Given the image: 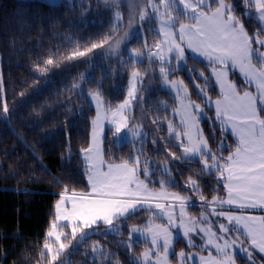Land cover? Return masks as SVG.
<instances>
[{"label": "trees", "instance_id": "trees-1", "mask_svg": "<svg viewBox=\"0 0 264 264\" xmlns=\"http://www.w3.org/2000/svg\"><path fill=\"white\" fill-rule=\"evenodd\" d=\"M227 1L259 52L262 45L255 39L263 38L264 31L254 8L246 10L242 0ZM115 9L122 11L115 14ZM129 13L126 7L103 5L101 0H0V264H49L44 243L50 242L47 232L55 221L58 194L65 189L84 194L89 189L81 158L94 115L89 93L99 94L105 107L114 106L125 95L133 66L142 75L132 118L145 137L138 147L129 142L116 145L106 130L105 161L137 164V154L139 169H153L151 187L159 188L164 181L166 189L187 195L196 192L186 187L193 178L200 189L196 194L211 201L222 196L218 172H205L198 159L183 158L167 129L175 100L161 87V64L149 56L160 39L155 16L141 22L139 17L129 18ZM93 44L102 46L92 48ZM144 45V59L132 62L128 47L141 51ZM79 52L85 55H76ZM188 61L206 70L203 61L190 55ZM173 76H182L191 96L201 100L185 70L172 71ZM231 78L239 89L249 87L237 74ZM211 91L212 96L219 95L214 86ZM205 108L209 115L201 121L203 132L211 149L225 157L237 142L221 131L214 109ZM148 210L114 219L113 230L101 223L85 229L83 236L78 232L75 239L69 225H59L66 247L53 264H139L136 258L147 244L130 241L129 225L144 224ZM251 251L264 261L260 252ZM243 260L240 264H245Z\"/></svg>", "mask_w": 264, "mask_h": 264}, {"label": "snow or ice", "instance_id": "snow-or-ice-1", "mask_svg": "<svg viewBox=\"0 0 264 264\" xmlns=\"http://www.w3.org/2000/svg\"><path fill=\"white\" fill-rule=\"evenodd\" d=\"M163 2V0H162ZM183 5L185 12L188 10L192 13L194 23H181L178 28L180 43L175 40L176 32L172 30L170 24L165 23L161 27V34L165 37L162 44L166 46L169 54L174 57H165L163 51L152 53L149 56H155L161 63L159 72L167 83L168 72L163 66L169 59L174 58L176 61L185 59L186 48L192 53H198L202 57H206L209 64L212 65L211 75L215 78V83L219 86L223 99L215 100L216 120L222 123L221 131H227L230 127L231 133L237 137L238 142L233 151H230L227 157L217 156L209 151L207 141L202 138V132L197 127V114L203 112L200 104L190 103L187 107L195 110V113L189 111L182 123L186 127L183 136L187 138V145L182 143V152L184 156H199L204 169L209 173L213 170L219 172L218 179L224 180L223 187L228 193L226 200L219 201L221 204L235 205L239 209L247 208H264V118H260L257 114V97L245 91L240 95L236 85L229 80V71L231 69H239L246 81L253 82L259 91V102L264 104V52H259V66L253 62V56L258 49H253V37H250L245 29L244 24L234 14L235 9L231 3H225V0H215L216 7L214 11H205L209 5L205 4V0H196L195 3H189L188 0H179ZM245 9L249 6L254 7L255 12L261 22H264V0H242ZM153 7H155L153 5ZM199 9V10H198ZM246 14H249L246 11ZM145 16L141 14L140 19L144 20ZM171 21V16H169ZM174 23V22H173ZM261 31H264L262 29ZM119 43V42H117ZM255 43L264 46V39H255ZM186 44V48L183 46ZM102 45L93 44L92 48H99ZM161 48V45H157ZM76 55L83 56L84 52ZM138 55V54H137ZM52 64V60L47 61ZM134 79H139V74L133 72ZM203 76V73H201ZM207 80V77H205ZM175 85V82H172ZM199 88L200 86L197 85ZM205 98L206 106L210 105L207 96L206 86L201 89ZM97 94V99H98ZM129 97L134 95L130 90ZM99 102V101H98ZM129 101L125 100L119 105V109H123L128 105ZM4 112H8V108L4 106ZM99 118V114L98 117ZM95 123V121H94ZM126 124L116 123L114 132L117 136L122 133V129L126 128ZM196 128V135L199 139L194 138L192 129ZM134 134V133H133ZM177 139H181L177 133ZM224 142H222V145ZM222 150H224L222 148ZM85 153H91L93 149L87 148L83 150ZM208 157L212 161L208 164ZM176 159V157H173ZM223 161V163H221ZM103 162L101 161V165ZM139 161H137V165ZM107 170L103 167H96L91 175L88 176L90 185V193L78 195L72 192L67 194V189L59 193V199L55 205L57 221H68L71 227L72 237L75 239L79 232L84 235L85 229H92L93 226L112 225L114 219L125 217L130 213H134L138 208H143L150 200L168 199L170 196L180 202V217L177 224V217L174 214V205L167 207L162 203H156L155 209L167 217L168 225L183 229L182 235L189 237L194 231V226H189L184 221V201L185 197L177 193L152 192L149 190L147 183L142 181L138 175V167H132L129 162L109 163L106 165ZM165 173L170 175L169 169L165 168ZM226 173V175H225ZM144 175L148 176L147 168ZM161 188L166 187L164 181H160ZM187 188L200 192L197 180L189 178ZM201 199L204 197L201 193ZM217 198H213L215 201ZM71 204V208L65 207ZM151 205H148L149 210ZM172 209V210H169ZM215 213V209H213ZM216 215L223 216L229 225H234L236 231L241 229L247 234L252 248L258 249L264 253V217H251L243 215H234L229 212H219ZM258 221V222H257ZM58 227L56 223L51 225V230L47 232V237H55L56 241H60L61 234L55 229ZM201 231L211 232V228L200 229ZM219 230L223 234H228L230 228L225 224L219 225ZM138 232L139 229H132ZM148 233L151 235V243L155 249L160 248V241L163 242V258L157 251V260L155 264H167V255L169 248L173 244V233L167 226L157 225L152 227L149 225ZM215 235V233H212ZM217 241L223 243H215L214 247L217 252L222 253V258L204 261L203 264H235L233 256L229 249L236 245L235 239L229 241L225 239V235L216 236ZM213 244L212 240L208 241ZM65 244L60 243L58 249H54L48 242L44 243V249L50 256L49 264L57 261L60 253L65 249ZM242 251L248 252L249 258L251 253L248 248H242ZM44 255V253H42ZM150 253L144 254V261L147 260ZM181 258L184 253H180Z\"/></svg>", "mask_w": 264, "mask_h": 264}, {"label": "rangeland", "instance_id": "rangeland-1", "mask_svg": "<svg viewBox=\"0 0 264 264\" xmlns=\"http://www.w3.org/2000/svg\"><path fill=\"white\" fill-rule=\"evenodd\" d=\"M50 3H57L60 0H46ZM103 5H108L111 7H120L121 9L123 7H126L129 10L130 17L129 18H136L139 17L141 14L145 16L144 20H141V22H144L146 19H148L150 16H155L157 22L155 26V30L158 32L160 35V39L158 43L153 47L152 53H156L158 51H163V54L165 57H174V54H169L166 50V46L162 44L164 41L165 37L161 34V27L164 26L165 23H168L171 25L172 30L176 32L175 40L177 43H180L179 40V34H178V28L181 23L184 24H193L194 20L192 19V13L190 10L185 12V9L183 5L179 3V0H101ZM189 3H195L196 0H188ZM214 3V7H211V4ZM225 3H230L227 0H225ZM205 4L209 5L208 8H205V11H214L216 7L215 0H205ZM153 5L155 7H153ZM254 8V7H253ZM149 10H151V14L149 15ZM199 10V9H198ZM122 11V10H121ZM120 9H115V14L121 13ZM235 14V13H234ZM254 17L257 19L255 16V9L253 13ZM169 16H171V21H169ZM182 17L185 18V20H182ZM258 20V19H257ZM174 22V23H173ZM261 27L264 29V26L260 23ZM257 37V36H256ZM259 39H264L261 37H258ZM121 39V38H120ZM124 40L121 39L120 42H123ZM157 45H161V48H157ZM115 44L112 45L114 47ZM186 48V44L183 45ZM253 47V45H252ZM147 46L144 45L143 48L138 50L135 47H128L127 49V54L129 55L130 59L134 63H138L139 61L143 60L145 57V52H146ZM254 49V47H253ZM255 50V49H254ZM143 51V52H142ZM259 52H264V46H262V49ZM259 52L257 53V62L256 63L259 66ZM138 54V55H137ZM193 56L196 59L203 61L205 64L206 70L201 69L200 67L196 66L195 64H191L188 61V56ZM156 58V57H155ZM156 60L160 63V61L156 58ZM161 64V63H160ZM162 66V65H161ZM160 66V67H161ZM166 68V71L168 72V77H167V83L163 79V77L160 74L161 77V87L164 88L169 92L171 97L175 100V105L172 108L171 114L172 118L167 122V129L171 136L175 139L176 143L180 146V155L183 158H190V159H198L201 165V168L203 171L208 172L207 169L203 168V165L201 163V157L199 156H189L186 157L184 156L182 152V143L184 145H187L188 141L187 138L183 136L184 131H186L185 125L182 123V120L185 119L186 114L189 111H192L195 113V110L192 108L187 107L190 103L194 104H200L203 108V112L197 114V127L200 129L202 132V138L207 141L208 148L206 151H209L213 154L217 155V152L213 151L211 147L209 146V142L207 137L205 136L203 132V128L201 126V121L204 117H207L208 110H206V104H205V98L203 95V92L201 89L207 90V96L210 100V105L208 107H215V100L217 99H223L222 94L220 93L219 86L215 83V78L212 77L211 75V68L212 65L209 64L208 60L206 57L200 56L198 53H192L191 50L186 48V53H185V59L183 61H176L174 58H171L168 60L167 63L163 65ZM159 67V68H160ZM185 70L188 76L191 78V82L193 86L195 87L198 95L201 97V100H197L191 96L190 89L189 87L185 84L184 78L182 76H173L170 77V73L172 71H177L178 70ZM137 72L139 74V79L136 80L133 78L132 73ZM160 73V72H159ZM201 73H203V76H201ZM231 74H237L240 75L242 80L249 84L248 81L245 80V77L239 72V69H231L229 71V79L232 81L233 84L236 85V88L241 91L245 90H251L247 91L251 94H254L255 97H257V109L259 111V114L264 118V104H261L259 102V91L256 88L255 90L252 89L250 86L253 84L250 83L249 88H243L239 89L237 82H235L231 78ZM141 71L138 69L137 66H133V68L130 71L129 77H128V85L127 89L125 92V95L123 98L118 101L114 106L112 107H105L103 105V101L98 95L97 99V93L92 92L89 93V101L91 105L94 108V115L92 118L91 122V128H90V134L91 130L93 133V140H95L96 135L99 131L103 130L104 132V137H105V132L106 130L110 131L113 137V142L116 145L124 144L126 142H129L133 144L135 147L140 145V142L142 139L145 137V133L142 129V127L133 121L132 118V111L135 105V100L138 92V84L139 81L141 80ZM205 77H207V80H205ZM172 82H175V85H173ZM197 85L200 87L198 88ZM214 86V89H216L220 95L218 96H212L213 92L211 91V87ZM132 90L134 92V95L132 97H129L128 92ZM125 100H128L129 103L128 105L123 108L119 109L118 106L123 104ZM99 101V102H98ZM214 109V108H213ZM99 114V118L98 117ZM213 116L216 119V111H214ZM95 121V123H94ZM216 122L219 124V126L222 128V123L218 120ZM116 123H122L126 124L127 127L122 129V133L117 136L114 132V127ZM227 132L231 133L230 127L227 129ZM134 133V134H133ZM177 133L180 134L181 139H177ZM192 134L194 138L199 139L200 137H197L196 135V128L192 129ZM95 136V137H94ZM220 148H223L224 144L222 145V142L220 141L218 143ZM82 155V154H81ZM140 156V155H139ZM137 154H135V162L139 160L137 157H139ZM218 156V155H217ZM82 158V156H81ZM203 159H207L208 164L211 165L212 161L208 159V157H204ZM83 160V158H82ZM84 162V161H83ZM125 162V161H124ZM223 162V161H221ZM118 163V162H116ZM85 164V163H84ZM129 165H132L134 167H138V175L139 178L144 181L145 183L150 186V181H153L155 179L154 176L150 175L151 171L153 170L152 168L149 167H142V170L139 169V166L137 164H132L129 162ZM86 167V166H85ZM87 168V167H86ZM147 168L149 175L145 176L144 171ZM89 167L87 168V172H89ZM95 169H93L90 173V175L93 173ZM107 170V169H105ZM215 171V170H213ZM86 178H87V173H86ZM159 177L158 179H160ZM193 179V178H191ZM194 180V179H193ZM88 183V182H87ZM89 185V183H88ZM152 192H167V193H177L171 190L166 189L165 187L163 189L158 188V189H149ZM91 189H88V193H90ZM179 194V193H177ZM180 195V194H179ZM182 197H185L184 201V221L186 224L189 226H194V231L190 233V239L189 237H184L182 235L183 229L179 227H172L168 225L167 217L163 215L159 209H155L154 205L156 203H162L166 207L168 205H174V214L177 217V224H179L180 220V202H173L171 199H160V200H150L148 201L143 208H138L137 210L140 209H149L148 205H151L150 211L148 210L147 217L148 219L144 224H134L131 223L129 225V237L131 242H136V241H142L145 244H147V247L144 248L139 256L136 258V261L139 264H145L144 261V254L150 253L147 264H155V261L157 260V251L160 254V257L163 258L164 253H163V242L162 240L160 241V248L155 249L151 243V235L148 233V227L151 225L152 227H155L157 225L160 226H167L170 228V231L173 233V244L169 248V252L167 255V264H203L201 261V257L204 258V261H209L211 259H220L222 258V253H219L216 251L214 244L219 242L223 243V241H217L216 236L220 235H225V239L231 241L235 239L237 241L236 245L233 246L232 248L229 249L230 254L233 256V259L235 260V264H240L239 259H245L243 260L245 264H264L263 260H260V258H254V254H252V251H249L251 253V258H249L248 252L242 251V248H247L249 244L247 242H243L241 239V235L239 232L236 231L235 226L229 225L228 222L225 220L223 216L216 215L215 213L220 212V206L215 204V201H211L209 199H201L200 194L195 193H187V195H180ZM191 207V208H189ZM213 209H215V213L213 212ZM136 210V211H137ZM172 210V209H169ZM56 221V219H55ZM52 222L56 223L59 222ZM225 224L230 228V232L228 234H223L219 230V225L220 224ZM51 224V225H52ZM58 227L55 229V231L58 234H61L60 241H56L55 237H47L48 240L50 241L49 243L52 245L54 249L59 248V244L63 243L62 238H63V231H60L59 224H57ZM109 229L113 230L114 228H111V225ZM139 229L138 232H133L131 231L132 229ZM207 229L211 228V232H205L201 231L200 229ZM51 230V228H50ZM49 230V231H50ZM88 232V230H87ZM212 233H215V235H212ZM212 240L213 244H209L208 241ZM179 241H182V244H180ZM177 243V244H176ZM179 245V247H178ZM184 253V257L181 258L180 253ZM254 256V257H253ZM163 264V260L161 262Z\"/></svg>", "mask_w": 264, "mask_h": 264}, {"label": "crops", "instance_id": "crops-1", "mask_svg": "<svg viewBox=\"0 0 264 264\" xmlns=\"http://www.w3.org/2000/svg\"><path fill=\"white\" fill-rule=\"evenodd\" d=\"M255 16L257 17L259 23H261L263 26H264V22H261L258 18V14L255 12ZM254 62V61H253ZM242 74V73H241ZM243 75V74H242ZM240 78H242L240 75H238ZM230 80V79H229ZM243 81V80H242ZM230 82L232 83V81L230 80ZM244 82V81H243ZM245 83V82H244ZM248 83H252L253 86L247 84L248 86H250L252 89H256V85L255 83L253 82H249ZM249 88V87H247ZM237 91L239 92L240 95H243V93L245 91H251V90H245V91H241V90H238ZM220 95V93H219ZM252 96L255 97L254 94H251ZM214 108V111H215V107ZM257 114L260 116V118H262V116L259 114V111L257 109ZM236 142H238L237 140V137L233 134H231ZM95 137V136H94ZM103 142H104V132L103 130L99 131L96 135V138L95 140H93V133H92V130H91V134H90V139H89V145L84 148V149H87V148H92L93 151L91 153H85L83 150H81V156L83 158V161L85 163V166L88 168L89 167V172H87V182H88V176L90 175L91 171L93 169H95L96 167H103V170L106 169V165L109 164V163H116V162H106L105 161V158H104V148H103ZM228 156V155H227ZM225 156V157H227ZM101 161L103 162V164L101 165ZM118 163H122V162H118ZM223 163V162H221ZM132 166V165H130ZM134 167V166H132ZM219 174V172H218ZM226 175V173H225ZM89 183V182H88ZM225 183V181L223 180V184ZM161 188V187H159ZM89 189H90V185H89ZM149 189H158L156 187H149ZM163 189V188H161ZM68 195H71V193H67ZM84 194H88L87 193H84ZM78 195H81V194H78ZM228 197V193L226 191V189L224 188V192L222 194V196L219 198V199H216L215 200V204L219 205L220 206V212L223 211V212H229V213H232L234 215H243V216H251V217H264V208H260V207H257V208H247V209H239L237 208L235 205H227V204H221L219 201L221 200H226ZM168 199H171L173 202H177L175 201L171 196L168 198ZM65 207L67 208H71V204H66ZM226 220V219H225ZM227 221V220H226ZM57 222V220L55 221ZM228 222V221H227ZM258 222V221H257ZM57 224L59 225H69V222L68 221H63V220H60L59 222H57ZM234 226V225H233ZM240 235H241V239L243 240V242H247L249 244V246H247L248 250L251 251L252 249L256 250L259 252L258 249H255V248H252L251 245H250V241L247 237V234L243 231V229H241L239 231ZM261 253V252H260ZM263 256H264V253H261Z\"/></svg>", "mask_w": 264, "mask_h": 264}]
</instances>
